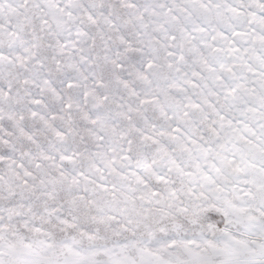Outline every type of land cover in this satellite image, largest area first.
Masks as SVG:
<instances>
[{"label":"snow or ice","instance_id":"6c2138e0","mask_svg":"<svg viewBox=\"0 0 264 264\" xmlns=\"http://www.w3.org/2000/svg\"><path fill=\"white\" fill-rule=\"evenodd\" d=\"M0 264H264V0H0Z\"/></svg>","mask_w":264,"mask_h":264}]
</instances>
